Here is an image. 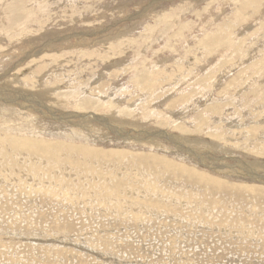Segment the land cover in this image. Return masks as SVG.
Wrapping results in <instances>:
<instances>
[{
  "label": "rangeland",
  "instance_id": "374dc122",
  "mask_svg": "<svg viewBox=\"0 0 264 264\" xmlns=\"http://www.w3.org/2000/svg\"><path fill=\"white\" fill-rule=\"evenodd\" d=\"M252 187L264 0H0V264H264Z\"/></svg>",
  "mask_w": 264,
  "mask_h": 264
},
{
  "label": "bare ground",
  "instance_id": "6f19581e",
  "mask_svg": "<svg viewBox=\"0 0 264 264\" xmlns=\"http://www.w3.org/2000/svg\"><path fill=\"white\" fill-rule=\"evenodd\" d=\"M85 1H87V0H85ZM99 1V0H98ZM101 1V0H100ZM217 1H219V0H216V2ZM228 1V0H227ZM243 1V0H242ZM19 3L20 2H22V1H18ZM213 2V1H212ZM221 2V1H220ZM256 2V1H255ZM259 2V1H258ZM19 3H17V4H15V6L12 4L11 6H9V10H13V11H15V15H14V17L15 18H13V21L15 22V23H20L22 20H23V17H20L18 14L21 12L20 10L22 9L21 8V6H20V4ZM219 3V2H218ZM247 3V2H246ZM18 5H19V7H18ZM235 5H237V4H235ZM180 6H181V4H180ZM179 6V7H180ZM243 6V5H242ZM38 9H39V7H38ZM19 12V13H18ZM31 14V13H30ZM151 15H153V14H151ZM19 16V17H18ZM226 17H228V16H226ZM151 18V17H150ZM100 19V18H99ZM226 19V18H225ZM25 20H27V16L25 17ZM228 20H229V18H228ZM178 22V21H177ZM231 22V21H230ZM263 28V27H262ZM22 29V28H21ZM216 29V28H215ZM218 30V29H217ZM231 30V29H230ZM222 31H224V30H222ZM221 31V32H222ZM232 31V30H231ZM230 31V32H231ZM255 32V31H254ZM218 33V32H217ZM217 33H215V34H217ZM220 34V33H219ZM225 34V33H224ZM227 34H225V36H226ZM219 36V35H218ZM224 36V35H223ZM215 37V36H214ZM213 38V37H212ZM216 38V37H215ZM214 38V39H215ZM222 38V37H221ZM213 39V40H214ZM223 39L225 40V38L223 37ZM211 40V39H210ZM227 40V39H226ZM205 41H206V39H205ZM212 41V40H211ZM210 41V42H211ZM216 41V40H215ZM229 41V40H228ZM203 42V41H202ZM207 42H208V44H209V41L207 40ZM214 42V41H213ZM223 42V41H222ZM128 43V42H127ZM126 43V44H127ZM130 43V42H129ZM132 43H133V41H132ZM132 43H131V45H132ZM203 45H204V43H202ZM201 44V45H202ZM218 45V44H217ZM213 46V45H212ZM206 48H207V46H205ZM210 47V46H209ZM238 47V46H237ZM205 48V49H206ZM218 48V47H217ZM238 48H240V47H238ZM208 50V49H207ZM212 50V49H211ZM219 50V49H218ZM217 50V51H218ZM238 50H240V49H238ZM215 51V50H214ZM211 52H213V50L211 51ZM214 53V52H213ZM217 53V52H216ZM239 53V52H238ZM235 54H237V50L235 51ZM254 63V62H253ZM254 67V66H253ZM139 71V70H138ZM137 71V73H139ZM141 74V73H140ZM145 74V73H144ZM141 79V78H140ZM139 79V80H140ZM142 80V79H141ZM144 80V79H143ZM235 80V79H234ZM141 82V81H140ZM198 82V81H197ZM201 82H203V81H201ZM235 82V81H234ZM142 83V82H141ZM148 83V82H147ZM146 83V84H147ZM145 84V85H146ZM230 85V84H229ZM141 86V85H140ZM144 86V85H143ZM147 86V85H146ZM146 88V87H145ZM153 88V87H152ZM8 90V89H7ZM10 91V90H9ZM14 93V92H13ZM36 95V94H35ZM10 97V96H9ZM36 97V96H35ZM85 98V97H84ZM86 98H88V97H86ZM92 98V97H91ZM90 98V99H91ZM185 99V98H184ZM84 100V99H83ZM82 100V101H83ZM93 100V99H92ZM177 101V100H176ZM181 101V100H180ZM57 102V101H56ZM92 102V101H91ZM94 102V101H93ZM179 102V101H178ZM108 103V102H107ZM113 103V102H112ZM112 103H110V104H112ZM173 103V102H172ZM82 105H80V108L81 109H84V108H86V107H92V108H94V109H99L100 107L97 105V106H93V105H89V103L86 101V102H82L81 103ZM96 104V103H95ZM113 104H115V103H113ZM171 104V103H170ZM105 105V104H104ZM210 105V104H209ZM71 106V105H70ZM114 106H116V105H114ZM215 107V106H214ZM109 108V107H108ZM118 108V107H117ZM117 108H115L116 110H117ZM169 108H171V107H169ZM211 107L209 106V109H210ZM104 109V108H103ZM110 109V108H109ZM111 109H112V107H111ZM119 109V108H118ZM123 109V108H122ZM213 109V107L211 108V110ZM215 109V108H214ZM213 109V110H214ZM124 110V109H123ZM122 110V111H123ZM49 111V110H48ZM209 111V110H208ZM117 112H118V110H117ZM124 112V111H123ZM129 112V111H128ZM127 112V113H128ZM116 113V112H115ZM114 113V115H116ZM120 113V112H119ZM125 113V112H124ZM132 113V112H131ZM126 114V113H125ZM130 114V113H129ZM119 114H117V116H118ZM186 131H187V129H185ZM213 135V134H212ZM209 136V135H208ZM21 140V139H20ZM30 143V142H29ZM28 144V141H24V142H21V143H17L16 142V146H18V147H20V146H26ZM12 145H14L13 143H12ZM80 149H82L83 151H87L88 149L86 148V147H81ZM142 154H140V156H141ZM153 155V154H152ZM97 156V155H96ZM143 156V155H142ZM141 156V157H142ZM142 158H145V162H144V165L145 164H151V165H153L152 163H157V164H159V165H162V166H164V169H173V170H176L177 172H178V174L179 175H185V177H186V179H188V180H190V181H193V182H198V183H200L201 185L202 184H210V185H221L220 186V188H222V187H224V186H227V185H225V184H223L221 181H220V179H219V181H218V179H213V178H210V177H208V175H204L203 173H198V174H196L195 173V170H193V171H191V170H189V167L187 166V169H185L186 168V166H185V168H184V166L182 165V166H178L177 164H179V163H177V164H175L173 167H172V164L169 162V161H171V160H169V161H166V159L164 160L163 158H158V157H150V156H147L146 155V157H142ZM141 158L139 157V160H140ZM167 160H168V158H167ZM173 162V161H172ZM174 163V162H173ZM143 163H141V165H142ZM177 165V166H176ZM56 169V168H55ZM191 169V168H190ZM253 169V168H252ZM197 171V170H196ZM203 174V175H202ZM210 176V175H209ZM174 177V176H173ZM183 178V177H182ZM192 182V183H193ZM197 183V184H198ZM225 183V182H224ZM195 184V183H194ZM230 185V184H229ZM228 185V186H229ZM208 186V185H207ZM227 186V187H228ZM230 186H232V185H230ZM244 187V186H243ZM216 188H217V186H216ZM253 188V187H252ZM256 188V187H255ZM244 189H245V187H244ZM254 189V188H253ZM262 189H264L263 187H261V188H258V189H254V190H252V192L253 193H256V194H259V195H261V194H264V190H262ZM240 190V189H239ZM246 190V189H245ZM238 191V190H237ZM247 192H249L248 190H246ZM251 192V191H250ZM236 207V206H235ZM259 221V220H258ZM224 229V228H223ZM245 239V238H244Z\"/></svg>",
  "mask_w": 264,
  "mask_h": 264
},
{
  "label": "water",
  "instance_id": "95a60500",
  "mask_svg": "<svg viewBox=\"0 0 264 264\" xmlns=\"http://www.w3.org/2000/svg\"><path fill=\"white\" fill-rule=\"evenodd\" d=\"M98 120H101V121H104L103 120V117H99L98 118ZM201 159V158H200ZM199 159V160H200ZM216 160H220V158H216ZM202 166H204V167H206V168H209L210 170H212V171H214V172H216L217 174H220V175H223V176H226V177H230L231 175H229L228 173H226V172H223V171H219V170H217V171H215V167H211V166H208V165H203L202 163H200Z\"/></svg>",
  "mask_w": 264,
  "mask_h": 264
},
{
  "label": "crops",
  "instance_id": "0c3cea01",
  "mask_svg": "<svg viewBox=\"0 0 264 264\" xmlns=\"http://www.w3.org/2000/svg\"><path fill=\"white\" fill-rule=\"evenodd\" d=\"M215 1H216V0H215ZM255 3H256V2H253L252 5L255 4ZM194 16L196 17L195 14H194ZM198 49H199L200 51H202L203 47H202L201 45H198Z\"/></svg>",
  "mask_w": 264,
  "mask_h": 264
}]
</instances>
